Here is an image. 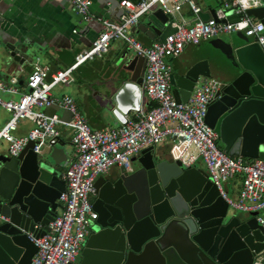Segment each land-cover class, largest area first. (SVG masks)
I'll return each mask as SVG.
<instances>
[{"label": "water", "instance_id": "obj_1", "mask_svg": "<svg viewBox=\"0 0 264 264\" xmlns=\"http://www.w3.org/2000/svg\"><path fill=\"white\" fill-rule=\"evenodd\" d=\"M261 2L247 15L264 25ZM232 13H226V21H237ZM210 14L206 20L216 16L214 10ZM169 19L156 10L138 28L153 38ZM229 39V44L211 43L220 62L205 58L181 76L171 74V93L175 101L187 103L197 80L218 72L214 79L223 87L208 106L205 123L228 156L264 161V51L242 32ZM4 46L15 63L27 62L28 55L15 43ZM122 78L111 97V114L120 126L142 109L144 100L142 78ZM49 144L48 154L33 153L36 143L29 142L16 158L0 156V264H30L37 251L30 236L42 237L57 216L67 153L59 137ZM131 162V172L119 167L110 177L95 180L92 209L97 219L79 261L72 264H251L263 250L258 213L231 211L206 172L185 168L154 147Z\"/></svg>", "mask_w": 264, "mask_h": 264}, {"label": "built area", "instance_id": "obj_2", "mask_svg": "<svg viewBox=\"0 0 264 264\" xmlns=\"http://www.w3.org/2000/svg\"><path fill=\"white\" fill-rule=\"evenodd\" d=\"M67 1L81 21H98L101 24L98 37L65 71L50 73L36 61L19 100L4 101L0 98V108L11 115L0 129V141L6 143L11 158L18 157L29 142L36 143L33 153H50V140L59 137L58 125H65L73 132L74 157L64 172L65 190L58 198L61 212L48 224V231L42 237L30 236L37 249L30 264L75 263L97 219L90 201L95 191V180L114 166L131 172L132 158L142 150L167 140H170L172 159L183 167H192L197 159L203 161L209 180L230 209L242 213L264 210V161L228 156L219 147L218 135L205 123L207 108L219 98L222 82L200 77L188 102L179 103L170 91L172 72L168 63L178 58L187 46H197L236 32L252 38L264 51V25L247 15V11L262 5L261 0H221L216 16L206 21L200 18L201 7L195 0H122L123 15L118 24L95 19L89 12L90 0ZM185 7L191 11L193 19L177 20L176 16ZM155 10L170 16L166 26L172 32L145 46L137 40L135 33L140 20ZM228 11H233L236 22L226 21ZM114 39L121 40L136 57L145 61L142 90L147 102L124 126L92 130L72 97L55 98L52 91L57 86L68 84L78 66L105 55ZM0 91L15 92L1 82ZM50 108L62 109L68 119L64 121L43 112V109ZM22 120L30 121L32 128L26 136L19 137L14 132ZM236 177L240 178L241 186L238 199L233 200L227 195L224 185ZM256 219L264 232V217L257 216ZM251 264H264V248Z\"/></svg>", "mask_w": 264, "mask_h": 264}, {"label": "crops", "instance_id": "obj_3", "mask_svg": "<svg viewBox=\"0 0 264 264\" xmlns=\"http://www.w3.org/2000/svg\"><path fill=\"white\" fill-rule=\"evenodd\" d=\"M90 1L89 12L95 19H105L115 24L121 22L123 9L120 7V2L122 0ZM131 1L137 2L138 0ZM195 1L201 7L200 18L206 20L210 17L212 10H219L221 0ZM147 18L148 16L142 18L138 27L146 26ZM176 18L177 20L191 21L193 16L191 11L185 7ZM138 27L135 37L145 46H150L152 43L162 40L166 34L172 32V29L166 26L160 35L150 38ZM100 32L101 24L98 21L88 23L81 21V18L67 0H0V82L15 90L14 93L0 91V98L4 101L19 100L20 95L25 90L32 64L36 61L41 66L48 68L50 73L65 71L70 68L74 64L75 58L90 48ZM230 36L231 34L222 35L202 42L197 46L185 47L178 58L168 61L173 77L183 75L195 63L205 58H208L211 62H213V59L220 62L221 55L211 43L224 41L229 44ZM6 43H15L16 46L22 48L29 57L27 62L23 65L15 63L4 48ZM212 71V76L209 78L220 75L218 72ZM144 72V62L137 58L121 40L114 39L111 41L109 50L105 55L78 66L72 72L70 82L55 87L52 96L55 98L72 97L77 104L79 113L85 118L92 130L118 128L120 125L111 114L113 108L111 97L123 83L122 74L127 78L134 74L143 79ZM172 90L173 86L170 84V91ZM144 102H147L145 97ZM43 112L56 115L64 121L68 119V115L59 108L43 109ZM133 114L130 113L128 119L132 118ZM10 118L11 115L0 108V129ZM31 128L32 123L30 121L22 120L18 122L14 135L24 137ZM57 130L59 138L65 143L67 153V164L62 169L63 179L64 172L74 157V148L71 144L73 132L65 125H58ZM218 144L221 148L220 141ZM169 149L170 140L154 146V150L159 154L167 155ZM0 156L9 157L7 145L4 141H0ZM192 167L206 172L201 159H197ZM118 168L114 166L106 174L99 177L108 178ZM233 180L235 183L232 185ZM240 186V178L236 177L230 183L224 185V189L229 198L237 200ZM94 199V195L90 197L91 203ZM60 212L61 205L59 204L56 209L57 215ZM234 212L242 216L247 214L236 210ZM257 216L264 217V210L258 212ZM79 258L80 254L75 263L79 261Z\"/></svg>", "mask_w": 264, "mask_h": 264}, {"label": "rangeland", "instance_id": "obj_4", "mask_svg": "<svg viewBox=\"0 0 264 264\" xmlns=\"http://www.w3.org/2000/svg\"><path fill=\"white\" fill-rule=\"evenodd\" d=\"M235 183V181L233 180V182H232V185ZM231 211H232V209H231ZM233 212H234V210H233ZM250 213H252V212H250Z\"/></svg>", "mask_w": 264, "mask_h": 264}, {"label": "trees", "instance_id": "obj_5", "mask_svg": "<svg viewBox=\"0 0 264 264\" xmlns=\"http://www.w3.org/2000/svg\"><path fill=\"white\" fill-rule=\"evenodd\" d=\"M153 106V104H151Z\"/></svg>", "mask_w": 264, "mask_h": 264}, {"label": "flooded vegetation", "instance_id": "obj_6", "mask_svg": "<svg viewBox=\"0 0 264 264\" xmlns=\"http://www.w3.org/2000/svg\"><path fill=\"white\" fill-rule=\"evenodd\" d=\"M97 214V213H96Z\"/></svg>", "mask_w": 264, "mask_h": 264}]
</instances>
